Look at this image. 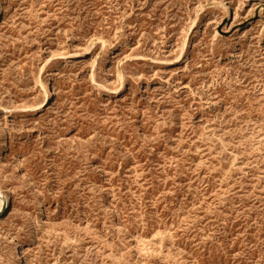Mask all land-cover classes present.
Segmentation results:
<instances>
[{"label":"rangeland","instance_id":"1","mask_svg":"<svg viewBox=\"0 0 264 264\" xmlns=\"http://www.w3.org/2000/svg\"><path fill=\"white\" fill-rule=\"evenodd\" d=\"M0 5V264H264V0Z\"/></svg>","mask_w":264,"mask_h":264},{"label":"bare ground","instance_id":"2","mask_svg":"<svg viewBox=\"0 0 264 264\" xmlns=\"http://www.w3.org/2000/svg\"><path fill=\"white\" fill-rule=\"evenodd\" d=\"M3 17H4V10H3L2 6L0 5V22L2 21ZM92 42H93V39L91 40V43ZM125 58L126 57H123L122 56V58L118 62V65L123 60H125ZM45 97H46V99H45L44 104H46L48 101H50L51 94L50 93H47L45 95ZM41 107H42V105H41ZM10 208H11V199H10V196L7 195V194H5V193H3L2 191H0V219L3 218V217H5V216H7L8 211L10 210ZM16 252H17L16 264H22V262H23V255H22V253L20 251V248H17L16 249Z\"/></svg>","mask_w":264,"mask_h":264}]
</instances>
